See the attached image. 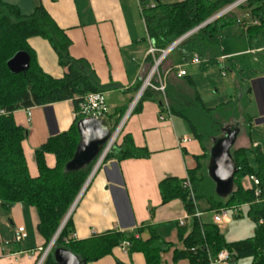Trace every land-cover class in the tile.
I'll return each instance as SVG.
<instances>
[{
	"label": "trees",
	"instance_id": "trees-1",
	"mask_svg": "<svg viewBox=\"0 0 264 264\" xmlns=\"http://www.w3.org/2000/svg\"><path fill=\"white\" fill-rule=\"evenodd\" d=\"M235 1L181 0L169 4L157 2L154 6L142 7L141 16L150 44L156 50L154 55L157 57L159 50L165 49L177 38ZM236 8L248 9L251 19L255 21L245 28L250 45L264 46V0H245ZM236 22L237 19L228 12L197 32L211 33ZM32 36L48 41L63 69L62 77L54 78L39 67L34 52L27 43V39ZM70 44L64 30L41 4H37L30 15H23L17 7L0 1V205L9 210L15 203H23L36 210V229L44 239L43 250L60 226L96 161L74 171L65 168L79 140L76 123L82 118L78 113L80 104L87 94L106 90L85 59L70 56ZM19 51L29 55V67L26 71L13 73L9 70L7 61ZM153 82L156 83L157 79ZM141 84V81H137L132 89L138 91ZM146 99L158 101L162 110L166 106L169 114L185 120L202 150L201 154L194 156L196 165L187 170L184 178L166 177L159 182L161 202L164 204L180 199L187 213L193 215L196 201L203 199L208 202L209 211L225 208L232 211L235 217L239 216L240 206L247 205V216L255 224L252 236L227 241L217 224L212 221V214L200 220L194 217L192 230L188 234L186 226H178L177 237L184 248L173 250L172 264H178L181 259H187L186 264H208L209 258L216 256L221 250L233 253L230 264L246 258H251V264H264V154L258 146H233L231 155L236 165L234 187L232 193L226 197L215 193L214 183L206 172L211 139L221 135L224 126L239 119L240 107L231 101L215 107L205 106L189 76L181 77L180 81L167 79L164 95L147 87L132 111H137L141 101ZM66 100L72 102L76 116L66 131L49 137L35 149L38 175L31 177L21 145L27 136V130L15 124L12 113L18 109ZM124 112L125 109H119L106 115L107 118L115 117L111 131L115 129ZM250 121L251 118L247 117L242 127L247 126ZM120 134L121 132L105 155L104 161L149 156V151L137 147L129 134H124L118 142ZM45 153L55 156L54 167L49 168L45 164ZM248 153L254 156L255 168L249 163ZM250 175L258 180V184H252L251 188L245 189L241 185V179ZM186 180L189 181L190 188L183 186ZM255 189L259 190L257 195L254 194ZM71 215L72 212L41 264H59L53 257L56 248L70 251L80 264H87L110 254L113 248L121 247L123 242L127 243L125 251L128 253H142L145 264H160L161 253L172 248V244L150 224H142L131 231H107L86 239H75L72 236ZM145 229L149 237L142 239L140 234Z\"/></svg>",
	"mask_w": 264,
	"mask_h": 264
},
{
	"label": "crops",
	"instance_id": "crops-1",
	"mask_svg": "<svg viewBox=\"0 0 264 264\" xmlns=\"http://www.w3.org/2000/svg\"><path fill=\"white\" fill-rule=\"evenodd\" d=\"M0 1L17 7L23 15H30L35 6L41 4L70 39V56L85 59L95 71L100 84L106 87L104 93L107 110L115 113L119 109H125L126 112L137 92L132 89L134 84L137 81L143 82L156 57L150 52L152 46L141 16V8L154 6L156 1L147 0L146 4L143 3L145 0ZM177 1L181 0H159V3ZM236 9L239 8L231 13ZM246 10L249 13L248 19L232 14L237 22L230 25H238L242 36L236 45L225 48L226 53L219 57L220 60H228L244 53L256 56L264 52V46H251L245 35L246 26L255 22L248 9L241 11ZM219 30L202 33L212 38ZM197 33L199 32L195 31L188 35L174 48H179L181 63L174 65L166 61L169 54L162 60V72L170 70L167 79L180 81L181 77L176 76L175 68L181 66L185 69L184 64L194 56L201 63L193 65H199L202 70L208 65L217 64V59L201 57L194 52L198 45L185 44L191 38L198 40ZM27 43L44 73L54 78L63 76L57 55L46 39L32 36L27 39ZM221 75L224 76L222 72ZM249 75L247 98L244 100L241 95L229 100L240 107V117L234 121L241 124L235 148L258 146L264 154V71H250ZM185 76L193 78L187 71ZM164 108L162 110L158 101L146 99L141 101L137 111L128 115L118 142L124 134H129L137 147L149 151V156L121 161L110 159L101 164L72 210V236L75 239H86L107 231H131L142 224H150L172 244L169 251L161 253L160 264H172L173 250L184 248L177 237L179 220L183 219L182 225L186 226L188 234L192 230L194 216L187 213L180 199L163 204L158 184L166 177L184 178L187 170L196 165L194 156L201 154L202 150L198 141L193 138L187 122L180 117L168 115L166 106ZM161 114L162 119L159 118ZM12 117L16 125L27 130V136L21 145L28 173L31 177H36L38 170L35 149L49 137L69 128L75 118L73 104L66 100L18 109L13 111ZM247 117L251 121L242 127ZM114 118L113 116L106 121V124L109 122L107 125L110 129ZM184 137L187 138L186 141L180 142ZM44 160L47 167H54L55 156L52 153H45ZM248 160L255 168L252 153H248ZM241 185L245 189L251 188L252 182L244 177ZM209 208L207 201H196V210L201 213L199 220L212 214ZM241 208H246L247 211V205L240 206V211ZM230 216L229 222L222 226L232 222V214ZM37 222L36 210L29 205L15 203L9 210L0 205V264H35L44 248V239L36 229ZM20 225L24 226L27 236L21 242H13L14 230ZM222 226H218L220 231ZM236 233L228 232L224 236L227 241L243 239ZM140 237L148 238V231L143 230ZM243 261L251 264V258L240 259L236 264H245ZM186 263L187 259L178 262ZM87 264H145V259L140 252L128 253L117 246L110 254Z\"/></svg>",
	"mask_w": 264,
	"mask_h": 264
},
{
	"label": "rangeland",
	"instance_id": "rangeland-1",
	"mask_svg": "<svg viewBox=\"0 0 264 264\" xmlns=\"http://www.w3.org/2000/svg\"><path fill=\"white\" fill-rule=\"evenodd\" d=\"M154 1L159 2V0ZM146 2L147 0H145L143 3L146 4ZM241 10L244 9H236L235 11H233L232 14H237L238 17L241 16L243 19H248V11ZM223 28L222 30L215 32L212 38L208 37L202 32H199L196 35L198 40L196 39L195 41L191 38L187 42H185L186 45H198L195 48L194 52L199 54V56L217 59V64L213 63L211 65H208V67L203 70L200 69L199 65L191 64V61L184 64L185 70L189 73V75L193 77L192 79L194 82L195 89L197 90V92L202 98L203 103L207 107H214L221 103H226L230 99L234 100L235 98L240 97L241 95H243L245 100L247 98V89L249 85L248 78L250 77V71H264V52L259 53L256 56L244 53L241 55L233 56L231 59L228 60H220L219 57L223 53H226L225 48H228L232 45H236L242 36L241 30L239 29L238 25H230L226 26L224 29ZM166 61H170L174 65L181 63L179 48L172 50L167 56ZM153 62L154 60L152 61L150 69L153 65ZM161 64L162 62L158 66V71L156 72L155 77L161 78V80H167V75L170 70L162 72ZM221 72L224 73V76L221 75ZM111 113L112 110L108 109L107 115H111ZM103 120L105 122L108 121L107 116L103 118ZM108 123L109 122H107V124ZM104 160L105 158L102 161L104 162ZM103 162H101V164ZM101 164L99 165V167L101 166ZM229 213L232 214L233 212L230 211ZM239 215L241 217L235 219L233 213L232 222L227 226L221 227V231L223 232V234L227 235L228 232H237L236 234L240 238H247L252 236L254 232V223H252L248 219L246 208H241ZM247 262L248 261H243L242 263L247 264Z\"/></svg>",
	"mask_w": 264,
	"mask_h": 264
},
{
	"label": "water",
	"instance_id": "water-1",
	"mask_svg": "<svg viewBox=\"0 0 264 264\" xmlns=\"http://www.w3.org/2000/svg\"><path fill=\"white\" fill-rule=\"evenodd\" d=\"M206 21L207 20L204 22ZM193 29L183 34L181 37L190 34ZM29 61V55L24 51H19L7 61V66L11 72L19 73L28 69ZM76 127L79 140L72 158L65 165L66 170L69 171L77 170L94 160H98L110 139L117 132L116 129L111 131L103 119L97 118H81L77 121ZM240 129L241 124L239 122L224 126L222 128V134L213 137L209 145V157L206 165V172L214 183L215 193L220 197H226L233 191V178L236 172V165L231 155V149L236 143ZM90 178L91 173L63 218L54 236L50 240L46 250L41 256V260H43L49 251V247L53 244L62 226L71 214ZM53 257L59 264H80L78 258L74 254L63 248H56L53 251Z\"/></svg>",
	"mask_w": 264,
	"mask_h": 264
},
{
	"label": "built area",
	"instance_id": "built-area-1",
	"mask_svg": "<svg viewBox=\"0 0 264 264\" xmlns=\"http://www.w3.org/2000/svg\"><path fill=\"white\" fill-rule=\"evenodd\" d=\"M244 1L245 0H236L235 3L224 7L223 9L218 11L216 14L212 15L209 19H207L206 22H203L200 25L196 26L190 34L194 33L195 31H197L198 29L202 28L206 24L212 22L216 18H218V17H220V16H222V15L228 13V12H231L240 3L244 2ZM190 34H188V35H190ZM188 35H186L184 37H181V38H177L175 41H173L165 49H162V50L158 51L159 55L154 58L153 65H152L151 69L149 70V72L147 73V75L145 76V78L143 79V82H142L140 88L138 89V91L136 92V95H135L133 101L131 102V104L127 108L126 113L124 114L122 119L119 121L118 126L115 127V129L117 131L116 134L113 135V137L110 139V141L108 142V144L106 145V147L102 151V153L99 156L98 160H96V162L94 163V167L92 168V171H91V177L94 174L95 170L101 164L102 160L105 158V155L110 150V148L113 145V143L116 141V139H117V137H118V135H119V133L121 131V128H122L125 120L127 119L128 115L132 112V110H133L136 102L138 101L139 97L141 96L142 92L147 87H149V88H151V89H153L155 91H158V92H160V93H162L164 95V91H165V87H166V80L165 79L161 80V78L155 77L156 72L158 71L157 70L158 66L162 62V60ZM150 52L152 54H154V52H156V50L153 47H151L150 48ZM191 63L192 64H199V63H201V60L197 56H194L191 59ZM175 72H176V76L179 77V78L186 75V70L184 68H182L181 66L176 67L175 68ZM222 74H224V73H222ZM155 78L157 79L156 83L153 82V80ZM78 113H79V115L82 116V118H97V119L105 118L106 115H107V108H106V104H105V93L104 92H94V93L87 94L84 97L83 102L80 104V110H79ZM166 113L168 115H170L168 110L166 111ZM75 116H76V113H75ZM162 117L163 116L161 114L159 116V118L162 119ZM186 139L187 138L184 137V138L181 139L180 142H184V141H186ZM247 177L250 180V182H252L253 185H257L258 184V180L254 176L250 175V176H247ZM183 186L187 187V188H190L189 181L186 180L184 182ZM258 193H259V190L255 189L254 194L257 195ZM236 210H237V208H236ZM230 215L231 214L229 213V210H227L225 208H221L218 211L212 212L211 218H212V221L215 224H217V226H222L223 224L229 222V220L231 218ZM193 216L196 217V218H200L201 213L198 212L197 210H195ZM259 222L261 223L262 220H259ZM179 224L180 225L183 224V219L182 218L179 220ZM26 236H27V234H26V230H25L24 226H22V225L17 226L15 228V230H14L12 241L13 242H21V241H23L26 238ZM51 246L49 247V250H50ZM126 246H127V243L123 242L122 245H121V248L123 250H125ZM45 250H46V248L42 251L40 257L37 259L35 264H41L42 263L43 260H41V256H42V254L44 253ZM232 255H233V253H231V252H229L227 250H221V251H219L217 253L216 256L209 258L208 264H230V259H231Z\"/></svg>",
	"mask_w": 264,
	"mask_h": 264
},
{
	"label": "bare ground",
	"instance_id": "bare-ground-1",
	"mask_svg": "<svg viewBox=\"0 0 264 264\" xmlns=\"http://www.w3.org/2000/svg\"><path fill=\"white\" fill-rule=\"evenodd\" d=\"M103 162V161H102ZM52 247V246H51Z\"/></svg>",
	"mask_w": 264,
	"mask_h": 264
}]
</instances>
